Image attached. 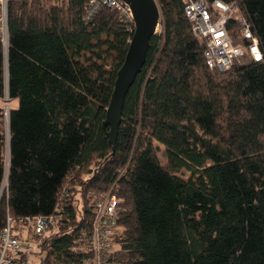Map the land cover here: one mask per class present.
Instances as JSON below:
<instances>
[{
	"label": "trees",
	"instance_id": "trees-1",
	"mask_svg": "<svg viewBox=\"0 0 264 264\" xmlns=\"http://www.w3.org/2000/svg\"><path fill=\"white\" fill-rule=\"evenodd\" d=\"M221 1L237 7L233 44L247 47L237 23L245 18L264 56V0ZM87 2L8 4L0 98L16 107L7 116L0 107V234L9 218L49 217L63 205L37 255L85 264L95 200L113 188L111 264H264V57L210 70L187 0H156L162 33L113 147L104 122L136 27L110 8L86 21Z\"/></svg>",
	"mask_w": 264,
	"mask_h": 264
},
{
	"label": "built area",
	"instance_id": "built-area-1",
	"mask_svg": "<svg viewBox=\"0 0 264 264\" xmlns=\"http://www.w3.org/2000/svg\"><path fill=\"white\" fill-rule=\"evenodd\" d=\"M11 1L0 0V27L5 43L8 37V4ZM105 8L117 11L125 24L135 25L132 9L124 0H88L86 21H91ZM184 11L192 23L193 33L206 40L204 57L210 70L223 74L247 53L254 61L263 60L258 38L245 18H237V23L242 37L248 43L247 47L236 46L231 40L228 23L237 11L236 5L226 4L221 0H214L211 5L203 0H187ZM161 21L160 18L157 35L162 33ZM94 204L95 221L84 245L87 253L85 264H111L115 250L114 238L119 232V198L112 188L97 196ZM63 208V205H59L56 212L49 217L9 218L7 226L0 234V264H17L21 258L24 259V264H29L30 259L39 252L42 237L59 221Z\"/></svg>",
	"mask_w": 264,
	"mask_h": 264
},
{
	"label": "water",
	"instance_id": "water-1",
	"mask_svg": "<svg viewBox=\"0 0 264 264\" xmlns=\"http://www.w3.org/2000/svg\"><path fill=\"white\" fill-rule=\"evenodd\" d=\"M132 9L135 32L125 62L117 74L104 127L110 128L108 137L115 147L123 119L127 95L141 73L150 50L151 39L158 34L161 10L156 0H124Z\"/></svg>",
	"mask_w": 264,
	"mask_h": 264
},
{
	"label": "rangeland",
	"instance_id": "rangeland-1",
	"mask_svg": "<svg viewBox=\"0 0 264 264\" xmlns=\"http://www.w3.org/2000/svg\"><path fill=\"white\" fill-rule=\"evenodd\" d=\"M0 107L4 109L6 116H7L9 111H10V108L16 107V103L10 102L8 95L6 94V96L4 98H0ZM160 147H161V150L159 152V157H160L161 161L164 163L166 161L165 147L162 145ZM3 192H5V189ZM29 264H41L39 255L35 254L30 259Z\"/></svg>",
	"mask_w": 264,
	"mask_h": 264
}]
</instances>
